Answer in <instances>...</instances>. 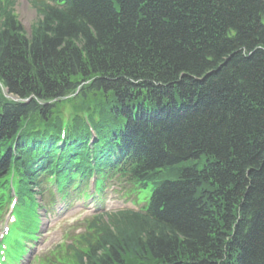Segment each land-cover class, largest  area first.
Wrapping results in <instances>:
<instances>
[{
  "label": "trees",
  "instance_id": "16d2710c",
  "mask_svg": "<svg viewBox=\"0 0 264 264\" xmlns=\"http://www.w3.org/2000/svg\"><path fill=\"white\" fill-rule=\"evenodd\" d=\"M51 1L28 34L0 0V83L30 99L0 88V206L13 186L18 207L42 195L43 168L59 191L94 171L101 189L152 184L149 201L97 215L52 264H264V0ZM78 89L102 97L49 173L26 167L13 142L57 140L24 125Z\"/></svg>",
  "mask_w": 264,
  "mask_h": 264
},
{
  "label": "rangeland",
  "instance_id": "374dc122",
  "mask_svg": "<svg viewBox=\"0 0 264 264\" xmlns=\"http://www.w3.org/2000/svg\"><path fill=\"white\" fill-rule=\"evenodd\" d=\"M16 1L17 2L14 9L16 18L21 23L24 30L28 34H30L31 27L37 21V14L27 0ZM101 97V95L97 97L89 96L87 99H83L80 93L69 96L67 99L60 100L56 103V106H58L57 115L61 119L69 120L70 123H72L75 117L82 116L83 111L88 110L89 108H93V105L99 102ZM95 98L98 99L95 100ZM54 122L57 121L54 120ZM50 187V193L54 195L56 188L53 184H51ZM151 188L152 186L150 185V189L147 192L148 196L150 195ZM78 189L79 188L73 190L77 191ZM111 191L112 188H109L108 192H105L106 195L104 196V202L102 204H99L95 200L96 203H94V209H96L97 204L108 205V210L130 206V201L128 202V200L122 198L119 199V195L112 194ZM50 193L45 194L47 200L51 196ZM121 195L122 194H120V196ZM72 197H68L64 201H61L57 197V199L55 200L56 203L53 207L54 213L52 215H47V217L42 216L41 220H43L44 223V231L39 234L37 242L32 247L33 249L31 250V248H29L30 253L26 255L24 260L19 264H44L42 263V261H44L45 258L46 260L51 259V257L57 259L61 257V254H65L67 245H71L72 239L81 232L78 225L80 224L82 219L93 214V211H91V209H87L91 206L90 202L92 200L84 201L83 199H81L80 201H77L76 197ZM143 197L144 196H142L141 198ZM97 198L98 197H96L95 199ZM2 213L0 214V233L2 224L5 227L10 217V215L8 216V212H4L3 214ZM16 213L18 215V223L16 224L15 229L17 230L20 229V222H29L34 216V213L30 210H17ZM24 216L28 217L26 221L22 220ZM39 258L41 261H39Z\"/></svg>",
  "mask_w": 264,
  "mask_h": 264
}]
</instances>
